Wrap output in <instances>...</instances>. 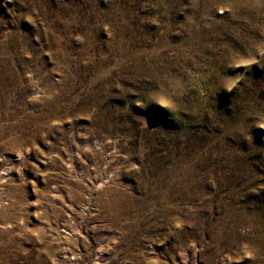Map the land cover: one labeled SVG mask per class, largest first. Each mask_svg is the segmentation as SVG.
Returning a JSON list of instances; mask_svg holds the SVG:
<instances>
[{
    "label": "rangeland",
    "instance_id": "rangeland-1",
    "mask_svg": "<svg viewBox=\"0 0 264 264\" xmlns=\"http://www.w3.org/2000/svg\"><path fill=\"white\" fill-rule=\"evenodd\" d=\"M0 264H264V0H0Z\"/></svg>",
    "mask_w": 264,
    "mask_h": 264
}]
</instances>
